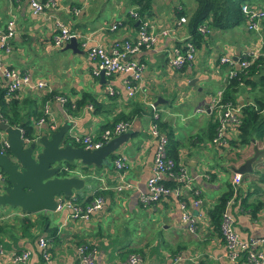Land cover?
Segmentation results:
<instances>
[{
    "label": "crops",
    "instance_id": "crops-1",
    "mask_svg": "<svg viewBox=\"0 0 264 264\" xmlns=\"http://www.w3.org/2000/svg\"><path fill=\"white\" fill-rule=\"evenodd\" d=\"M129 1L56 0L54 9L33 15L26 0H0V32L10 20L14 30L10 51L4 53L0 47V62L26 71L32 82L41 80L48 85L45 89L24 85L13 96L18 101L19 117L29 121L36 137L48 136L66 121L70 123L69 134L79 136L98 135L118 116L128 118L129 123L126 140L108 156V164L94 168L92 179L72 193L81 201L97 194L103 196L102 208L88 220H71L58 211L27 214L19 208L0 207V264H13L10 255L23 250H29L30 256L20 264H77L74 249L81 243L91 249L94 264H116L132 254L139 257L136 264H238L229 259V251L212 229L207 211L232 187L233 174H237L233 169L252 155L254 149L261 153L252 163L251 172L240 174L230 198V211L240 238L264 236V203H261L264 201V137L261 141L254 138L243 147H231L227 142L220 147L210 139L216 113L210 115L200 110L227 85L229 68L218 60L229 57L237 62L242 53L250 50L263 59L247 82H239L234 99L239 112L242 104L264 101L262 21L258 34L247 30L244 22L223 31L210 29L204 22V34L193 62L178 69L168 59L171 49L189 38L186 21L194 2L177 0L169 10L160 11L152 0V17L145 20L152 32L168 29V34L158 37L152 47L130 56L143 70L139 91L128 97L123 85L125 74H104L99 79L91 74L96 63L88 59L77 40L81 52L72 53L54 47L52 36L56 32L53 20L58 19L70 31L89 34V44H98L108 51L136 34L137 27L135 24L132 27L127 19L128 11L133 9ZM73 9L77 10L76 14ZM176 9L186 11L184 23L177 22ZM112 25L116 26L113 30ZM45 72L49 73L47 77H43ZM46 90L63 96L66 101L60 104L49 99L48 115L37 128L35 121L42 115L47 100L43 95L49 92ZM3 91L4 81L0 77V94ZM83 93L90 97L81 98ZM153 112H157L161 133L170 134L175 141L177 161L184 165L190 177L183 195L189 200L186 208L196 223L194 232L188 231L182 222L177 199L167 196L146 207L139 203L151 170L153 144L147 128ZM50 123L55 125L54 129L48 128ZM236 133L235 126H226V140L235 138ZM118 156H123L125 161L120 171L112 164ZM75 162L79 165V161ZM119 177L127 187L115 192L112 187ZM190 190L200 197L197 208L190 203ZM39 215L47 217L46 223ZM41 238L47 242L48 263L43 261L37 247ZM260 249L264 251L263 246Z\"/></svg>",
    "mask_w": 264,
    "mask_h": 264
},
{
    "label": "built area",
    "instance_id": "built-area-1",
    "mask_svg": "<svg viewBox=\"0 0 264 264\" xmlns=\"http://www.w3.org/2000/svg\"><path fill=\"white\" fill-rule=\"evenodd\" d=\"M31 14L39 15L49 9L56 7V0H26ZM240 10L244 18V24L247 30L254 33H259V24L264 17L262 8L252 6L247 3L240 5ZM74 14L77 13L76 9L72 10ZM128 15L138 21L136 34L132 39H125L120 43H116L110 50H105L98 44H89L90 35L80 34L70 31L63 23L58 19H54V26L56 32L52 36V45L56 48H61L63 45L73 38L78 41V45L86 53L88 59L96 63V68L91 71V74L97 76L99 71L102 70L105 75H113L116 73L125 74L123 81L124 90L128 97H133L140 89V82L142 77L143 66L136 61L135 58L130 57L136 54L141 49L150 48L154 45L158 37L168 34V29H163L157 33L150 30L149 23L143 19L137 17L135 11L130 9ZM185 17L178 18V23H184ZM116 26L112 25L111 30ZM198 32L204 34V24L197 28ZM13 21L10 20L6 23L5 28L0 32V47L4 53H8L11 48V39L13 37ZM259 39V36H258ZM196 48L194 45L185 41L179 46H174L170 51V57L168 63L174 68H182L190 65L195 56ZM240 56L245 57L240 61L233 62L229 57H221L218 60L219 64H225L229 70L227 73L228 78L233 76L235 70L246 68L250 65L258 56L255 50L242 53ZM0 77L4 81L5 97L7 99L14 96L15 92L24 85H30L31 87L38 89L48 88V85L41 80L31 81L30 75L26 71L18 70L14 67L6 66L0 62ZM49 91V90H46ZM109 94H112L111 89L108 90ZM222 90H218L210 102L205 108L200 109L202 111H211L216 113L217 126L215 134L212 137V143L217 145H224L225 129L227 125L236 126L239 123L238 119V107L231 105L230 103H223L221 101ZM53 99L60 104L65 103L63 96L57 95ZM46 100L42 107V115L35 122V126L38 128L45 122V118L48 115V104ZM90 108V106H88ZM199 110V111H200ZM153 119L157 118V112H153ZM49 129H54L53 123L48 124ZM129 128V123L126 120H119L112 124L111 127L103 129L98 135L79 136L75 134H69V139L72 142L79 144L84 149L92 150L97 149L106 143L110 138L115 137L121 133H125ZM21 131V130H20ZM22 133V132H21ZM147 133L152 140L153 153L151 159L150 175L146 179L145 192L139 195V203L143 206H152L160 199L171 196L178 200V204L181 208V220L186 223L187 229L190 232H194L196 223L191 215L190 211L186 208L185 201H183V190L190 185V177L184 165L180 162L174 161L166 153L167 137L158 130L157 124L151 121L147 128ZM33 139L23 138L22 141L26 144ZM7 150V143L3 133L0 132V153H4ZM114 169L120 171L125 167V161L123 156H118L113 159ZM164 178H170L174 184L172 186H166L163 184ZM5 177L0 173V184L3 183ZM240 181V174H233L232 178V190L236 189L237 184ZM127 187L119 177L118 183L112 187L115 192ZM194 194H197L194 191ZM55 208L54 211L64 212L66 216L71 220H88L95 212L102 208L104 198L102 195H94L89 201H81L76 195L71 194L69 196L57 194L54 196ZM191 205L199 207L201 204L200 198L191 199ZM231 200L229 199L221 212V222L219 230V239L226 245L229 254L228 257L231 261L238 264H264V251L260 249L264 247V236L249 237L242 239L238 236L234 229V218L230 211ZM37 247L40 252V256L45 263L50 261L47 242L44 238L38 239ZM30 256L29 250H23L20 253H12L10 260L13 264L24 263ZM74 257L77 264H94L93 254L91 249L86 243L77 245L74 249ZM139 261V257L136 254L129 255L125 260L117 262L116 264H136ZM173 264V263H168Z\"/></svg>",
    "mask_w": 264,
    "mask_h": 264
},
{
    "label": "water",
    "instance_id": "water-1",
    "mask_svg": "<svg viewBox=\"0 0 264 264\" xmlns=\"http://www.w3.org/2000/svg\"><path fill=\"white\" fill-rule=\"evenodd\" d=\"M137 23L135 21V26ZM63 49L81 52L73 38L64 44ZM103 75L100 70L99 79L102 80ZM69 129L70 123L66 121L48 136L37 137L25 144L19 126L12 127L0 121V132L7 143V150L0 153V171L5 177L4 184H0V206L19 208L27 214L54 211V196H69L74 190L82 189L85 182L92 179L93 169L108 164V156L127 137L121 133L99 148L87 150L72 145ZM260 153L254 149L252 155L233 169L235 173H250L252 163ZM74 161H79V165L74 164L71 168L66 165ZM63 170L69 175L58 176Z\"/></svg>",
    "mask_w": 264,
    "mask_h": 264
},
{
    "label": "trees",
    "instance_id": "trees-1",
    "mask_svg": "<svg viewBox=\"0 0 264 264\" xmlns=\"http://www.w3.org/2000/svg\"><path fill=\"white\" fill-rule=\"evenodd\" d=\"M151 1L152 0H130L129 5L132 6L135 11L137 17L143 20L146 18L152 17L151 11ZM195 6L193 10L188 13V19L186 21V28L189 32V38L186 41L191 42L195 48H197L203 37V33L198 32L197 28L207 22V26L210 29L215 30H227L233 26L244 21L242 12L240 10V5L242 3H247L252 6L262 8L264 12V0H194ZM257 3V4H253ZM187 15L186 11L183 9H176L175 16L177 18L181 16ZM183 16V17H184ZM128 21L131 23L133 27L136 19H133L128 15ZM262 25L264 27V17L262 18ZM137 27V25H136ZM135 27V28H136ZM137 29V28H136ZM262 50H264V35L262 38ZM245 57L240 56L238 61L242 60ZM258 59V60H257ZM263 58L261 56H257V58L246 68L235 70L233 76L228 78L227 85L222 89L221 101L223 103H230L231 105H236V101L234 99V94L237 91V86L240 81L247 82L249 76L255 72L256 67L259 65ZM185 67V66H184ZM183 68V67H182ZM246 76V77H245ZM57 96L53 91L46 92L43 95L45 100H49ZM90 97L87 93H83L81 98ZM66 101V100H65ZM77 104V103H75ZM211 113L214 112H210ZM42 114V113H41ZM38 117V116H37ZM128 118L124 116L115 117L111 125H107L102 128L105 129L107 127H111L112 124L119 120H126ZM239 123L235 126L236 128V137L233 139L226 140L227 145L231 147H243L250 143V141L254 138L259 141L264 137V101L263 100H255L252 104H242L240 107V112L238 113ZM38 119H36L37 121ZM0 121L7 123L9 126L15 127L19 126L22 132V137L27 139H33L36 137V133L32 125L29 124L28 120H23L19 117L18 114V101L13 97L7 99L5 97V89L0 94ZM35 121V122H36ZM151 121H155L160 129V124L156 119L151 118ZM211 126V138L215 134V129L217 126L216 119L212 122ZM101 130V131H102ZM160 131V130H159ZM161 132V131H160ZM167 137L166 144V153L169 157H171L174 161L177 162V153H176V145L175 141L169 136L170 134H165ZM226 139V138H225ZM74 146H79V144L71 142ZM220 147H223L220 146ZM69 168H71L72 164H66ZM0 173H2L0 171ZM69 175L67 171H62L58 174V176H67ZM5 181V179H4ZM3 181V184H4ZM163 184L166 186H172L174 184L173 180L170 178H164ZM232 187H229L226 192H224L221 196H219L213 206L207 211V215L209 217V222L213 230L217 231L219 235L220 230V222H221V212L224 209L225 203L232 197ZM190 199L200 198L198 194H194V190L189 191ZM89 201L85 199L84 202ZM183 201H185V205H189V200L187 197H183ZM261 203H264L262 201ZM44 223L47 221V217L45 215H39Z\"/></svg>",
    "mask_w": 264,
    "mask_h": 264
},
{
    "label": "rangeland",
    "instance_id": "rangeland-1",
    "mask_svg": "<svg viewBox=\"0 0 264 264\" xmlns=\"http://www.w3.org/2000/svg\"><path fill=\"white\" fill-rule=\"evenodd\" d=\"M169 1V3H167ZM178 1H180V2H185V3H187L189 0H178ZM190 1H192V3L194 2V0H190ZM175 2H177V0H154V3L158 6V9L160 10V11H162V10H164V9H168L169 10V8H171L170 7V5H173ZM194 6H195V2H194ZM106 19L107 20H109L110 19V17L108 16V17H106ZM58 51V50H57ZM49 75V73L48 72H45L44 74H43V77H47ZM76 162L74 161V162H72V165H74ZM69 174V173H68ZM1 207V206H0ZM10 207V206H9ZM42 212V211H41ZM51 212H53V211H47V213H51ZM43 213V212H42Z\"/></svg>",
    "mask_w": 264,
    "mask_h": 264
},
{
    "label": "bare ground",
    "instance_id": "bare-ground-1",
    "mask_svg": "<svg viewBox=\"0 0 264 264\" xmlns=\"http://www.w3.org/2000/svg\"><path fill=\"white\" fill-rule=\"evenodd\" d=\"M258 60V59H257Z\"/></svg>",
    "mask_w": 264,
    "mask_h": 264
}]
</instances>
